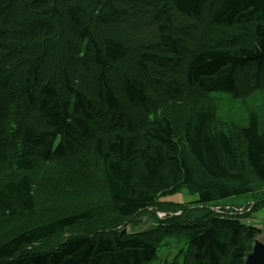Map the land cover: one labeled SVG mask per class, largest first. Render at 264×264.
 <instances>
[{"label":"trees","instance_id":"obj_1","mask_svg":"<svg viewBox=\"0 0 264 264\" xmlns=\"http://www.w3.org/2000/svg\"><path fill=\"white\" fill-rule=\"evenodd\" d=\"M261 87L264 0H0V219L35 209L36 161L91 156L121 218L186 187L197 205L237 197L262 208L246 175L264 187L258 116L215 125L220 97ZM236 214L178 223L189 264H245L261 229ZM90 218L86 209L3 236L0 264L155 259L143 233H69Z\"/></svg>","mask_w":264,"mask_h":264},{"label":"rangeland","instance_id":"obj_2","mask_svg":"<svg viewBox=\"0 0 264 264\" xmlns=\"http://www.w3.org/2000/svg\"><path fill=\"white\" fill-rule=\"evenodd\" d=\"M251 112L258 116L264 129V87L256 88L252 97L247 100H238L230 95L220 97L215 125L227 131L236 129L238 125L248 121ZM239 143L237 140V145ZM34 166L31 177L35 192V209L29 213L0 219V238L50 219L89 209L91 218L76 224L69 233L92 234L100 230L121 234L143 233L153 238L157 245L155 259L150 264H189L190 247L177 228L178 223H185L187 216L201 222L207 221L216 213L223 216L243 213L234 216L246 224L254 225L256 221L253 215L264 214V206L255 209L259 205L252 199L234 197L215 205L194 204L198 195L193 188L186 187L177 193L161 197L164 201H157L149 210L131 218H121L110 206L104 163L100 158L91 156L63 166L36 161ZM6 173L10 172L7 170ZM10 175L14 176V173L11 171ZM246 175L253 190L264 194L263 185L252 178L249 168ZM256 240L264 243V232L261 231Z\"/></svg>","mask_w":264,"mask_h":264},{"label":"water","instance_id":"obj_3","mask_svg":"<svg viewBox=\"0 0 264 264\" xmlns=\"http://www.w3.org/2000/svg\"><path fill=\"white\" fill-rule=\"evenodd\" d=\"M124 234V233H123ZM245 264H264V243L256 240L252 251L247 255Z\"/></svg>","mask_w":264,"mask_h":264},{"label":"crops","instance_id":"obj_4","mask_svg":"<svg viewBox=\"0 0 264 264\" xmlns=\"http://www.w3.org/2000/svg\"><path fill=\"white\" fill-rule=\"evenodd\" d=\"M254 215H253V218L255 219L254 221H256V223H254V226H256L259 229H261V231L263 233L264 232V214L259 213V214L255 215V216Z\"/></svg>","mask_w":264,"mask_h":264}]
</instances>
